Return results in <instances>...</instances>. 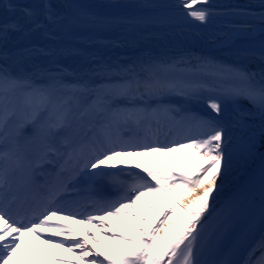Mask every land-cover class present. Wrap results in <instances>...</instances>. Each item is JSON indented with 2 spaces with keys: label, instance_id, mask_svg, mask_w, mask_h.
<instances>
[{
  "label": "snow or ice",
  "instance_id": "snow-or-ice-1",
  "mask_svg": "<svg viewBox=\"0 0 264 264\" xmlns=\"http://www.w3.org/2000/svg\"><path fill=\"white\" fill-rule=\"evenodd\" d=\"M208 4L209 0H179L176 7L205 23L210 9L197 5ZM40 7L45 20L64 19L46 0ZM259 8L258 14H243L258 17L264 24V0ZM24 13L29 18L37 15L30 8ZM85 16L77 12L72 19ZM102 22L144 21L112 18ZM36 24L40 26L39 21ZM12 29L17 30L15 25ZM7 30H0V39ZM51 63L55 70L37 67L20 74L0 63V264H7L22 248L26 236L41 239L53 258L78 249L72 264H235L230 258L234 249L224 247L232 211L217 214L212 198L234 151L252 157L264 149V70L258 74L221 67L218 80L233 78L242 84L217 87L207 79L169 78L172 66L158 62L129 66L96 59L80 70L59 66L56 60ZM205 93L211 94L207 96L211 111H193L189 102H200ZM172 96L182 97L185 103L166 102ZM221 98L234 104L247 100L252 106L235 121L244 133L236 144L219 119ZM9 126L10 138L4 132ZM154 153H182L190 166L177 175L169 168L157 170L137 163L134 167L142 170L141 175L110 164L119 157ZM105 166L116 171H106ZM156 198L169 200V206L153 207L149 201ZM260 216L264 221V169ZM76 217L85 225L87 239H72L78 235L73 229L50 223L54 218ZM109 217L134 234H118L109 226L108 238L119 248L104 247L114 254L101 251L100 242L89 231L104 229L102 222ZM45 233L66 234L72 242L65 247V240ZM89 241L97 245L95 250L87 247ZM30 259L32 264H42ZM243 264H264V238L250 249Z\"/></svg>",
  "mask_w": 264,
  "mask_h": 264
},
{
  "label": "bare ground",
  "instance_id": "bare-ground-1",
  "mask_svg": "<svg viewBox=\"0 0 264 264\" xmlns=\"http://www.w3.org/2000/svg\"><path fill=\"white\" fill-rule=\"evenodd\" d=\"M20 2H26L28 8L34 9L37 15L33 18L27 17L24 13L26 8L18 5ZM46 2L51 4L55 13L63 16L64 19L56 23L45 20L44 10L40 7L42 0H0V16L8 19L0 26V30L8 29L4 32L5 38L0 39V63L7 64L13 74L31 72L37 67L55 70L56 65L51 63L53 60H56L57 65L69 70L87 68L89 62L96 59L129 66H139L142 61H151L171 65L169 78L189 81L207 79L217 87H239L242 82L237 79H217L221 67L246 69L258 74L264 70V60L261 59L264 53L229 48L237 38L264 34V24H261L258 17L253 19L243 14L245 12L258 14L261 11L259 8L261 0H209L207 6L197 5L210 9L211 14L205 23L187 17L184 14L186 10L176 7L179 0H46ZM77 12L86 13L87 16L78 20L72 19ZM112 18H143L144 22H102ZM37 21L40 22V26H37ZM13 25L17 30L12 29ZM40 49L55 55H45L39 51ZM60 52L63 54H59ZM5 54L7 59L4 58ZM208 95L211 94L205 93L201 102L208 103ZM183 103L185 101L176 102L177 105ZM194 103L196 101L190 105L191 108L196 106ZM221 103L222 110L226 112H243L252 107L243 99L234 104L221 98ZM197 106L201 110L207 109L202 103ZM195 110L198 112L197 109ZM255 124L258 127V119ZM243 135V132H239L233 143L236 144ZM261 150L263 149L252 157H244L238 151L233 152L231 160L226 161V171L217 181L218 190L213 193V206ZM177 161L182 170L177 165ZM137 163L157 170L172 167V171L177 175L187 171L190 166L182 153L119 157L115 162H110L125 170L139 171L143 175L141 169L134 167ZM106 168L109 171H116L108 166ZM149 202L153 207L165 209L170 204L169 200L162 198ZM124 219L128 218L124 217ZM108 221L107 224L105 221L102 222L104 229L92 227L89 231L95 234V238L100 242L101 251L114 254L104 247L105 244H112L114 248H119L115 241L108 238L111 234L107 233V228L110 226L117 229L118 234L125 233L129 236L134 234L131 229L117 223L114 218L109 217ZM71 222L76 224L75 229H72L78 234L72 239H87L85 225L75 219ZM95 222L101 223L98 219ZM47 237L54 240L66 239L71 243L66 234L53 236L50 233ZM262 238H264V223L250 249ZM40 242L41 239L26 236L22 249L10 263L32 264L30 257H33L42 264H56L57 260L64 261V264H72L79 256L77 249L74 251V256L67 253L53 258L46 246ZM69 243H66V246ZM87 247L95 250L97 245L89 241ZM250 249L237 264H243ZM259 255L257 251L255 256Z\"/></svg>",
  "mask_w": 264,
  "mask_h": 264
},
{
  "label": "rangeland",
  "instance_id": "rangeland-1",
  "mask_svg": "<svg viewBox=\"0 0 264 264\" xmlns=\"http://www.w3.org/2000/svg\"><path fill=\"white\" fill-rule=\"evenodd\" d=\"M173 97L167 98L166 101L167 100H170V101L174 102V104H176V102L178 100L180 102H183V100H184L182 97L177 96L178 97V100L176 101ZM180 99H183V100H180ZM191 104L192 103L189 102V105H191ZM205 106L207 107V103L205 104ZM207 109H208V107H207ZM207 109H205V110H207ZM208 110L211 111L210 109H208ZM240 113H241L240 111H237L236 113H234V112H231V111L226 112V111L222 110V115L219 117V119L222 121L223 125L226 128V135L228 133H231L232 140L237 136V134L239 132H243L240 127H238V126L235 125V121L240 118ZM201 114H204V113H201ZM212 114L215 115V113H212ZM178 162L179 161H177V165H179L180 169L182 170V168H181L180 164H178ZM169 169L172 171V167H170ZM181 170H180V172H181ZM155 200L158 201V198H156ZM149 215H151V214H149Z\"/></svg>",
  "mask_w": 264,
  "mask_h": 264
},
{
  "label": "water",
  "instance_id": "water-1",
  "mask_svg": "<svg viewBox=\"0 0 264 264\" xmlns=\"http://www.w3.org/2000/svg\"><path fill=\"white\" fill-rule=\"evenodd\" d=\"M18 5L22 8H28V4L26 2H20Z\"/></svg>",
  "mask_w": 264,
  "mask_h": 264
}]
</instances>
